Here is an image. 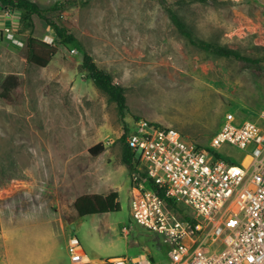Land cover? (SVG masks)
I'll list each match as a JSON object with an SVG mask.
<instances>
[{"label": "rangeland", "instance_id": "374dc122", "mask_svg": "<svg viewBox=\"0 0 264 264\" xmlns=\"http://www.w3.org/2000/svg\"><path fill=\"white\" fill-rule=\"evenodd\" d=\"M31 1L50 9L67 0ZM72 1L75 6L48 11L47 17L81 47L60 45L36 16L28 20L0 11L1 219L15 206L13 217L33 224L25 231L28 236H53L43 246H50L57 264H68L71 251L65 245L71 237L90 264L145 252L155 264H164L161 237L131 217V176L121 162L119 139L143 120L206 147L226 112L237 122L257 119L264 106V0ZM167 7L196 38L235 50L253 63L191 46L170 23ZM28 37L55 47L45 68L28 62ZM82 52L125 90L123 116L88 79ZM98 143L105 150L92 157L88 150ZM222 151L232 156V164L239 162V151ZM108 186L118 193V212L75 215L78 197L101 194ZM28 236L22 247L11 237L6 247L30 257L28 249L37 241Z\"/></svg>", "mask_w": 264, "mask_h": 264}, {"label": "built area", "instance_id": "2783aa9c", "mask_svg": "<svg viewBox=\"0 0 264 264\" xmlns=\"http://www.w3.org/2000/svg\"><path fill=\"white\" fill-rule=\"evenodd\" d=\"M125 142L134 166L131 217L161 237L164 264H264V106L255 120L226 112L206 147L143 120ZM225 147L239 151L237 164ZM68 246L74 264H90L75 237ZM99 264L155 263L145 252Z\"/></svg>", "mask_w": 264, "mask_h": 264}, {"label": "trees", "instance_id": "16d2710c", "mask_svg": "<svg viewBox=\"0 0 264 264\" xmlns=\"http://www.w3.org/2000/svg\"><path fill=\"white\" fill-rule=\"evenodd\" d=\"M75 5L76 2L67 0L64 2H56L50 9H43L36 2L31 0H0V11H12L14 13H19L23 16V18L28 20L31 19V17L36 16L54 32L60 45H74L81 47L79 41L73 34L69 33L64 27H61L52 19L47 17L48 11H63L67 7ZM165 10L168 14V19L176 32L191 46L216 57L234 58L248 63H253L251 60L240 56L235 50L217 46L213 43L196 38L192 28L175 12V10L171 7H167ZM26 48L28 62L40 68H45L56 53L55 47L32 37H28ZM81 67L87 73V77L90 79L94 88L105 94L108 101L116 105L118 114L123 116L125 110L127 109L125 90L121 86L115 84L112 77L103 69L99 68L93 58L86 52H82ZM149 124L155 127H161L157 124ZM128 132L129 131L127 130L121 136L119 141L122 143L121 162L124 166H126L129 174H131L134 170V166L132 164L133 155L125 142L126 134ZM104 150V145L102 143H98L91 147L88 150V153L92 157H98L104 152ZM73 207L79 217L118 212L120 210L118 193L113 191L107 195L84 194L73 202Z\"/></svg>", "mask_w": 264, "mask_h": 264}, {"label": "crops", "instance_id": "0c3cea01", "mask_svg": "<svg viewBox=\"0 0 264 264\" xmlns=\"http://www.w3.org/2000/svg\"><path fill=\"white\" fill-rule=\"evenodd\" d=\"M102 154H100V155H102ZM105 191L101 194L98 191H94V192L89 193V194L107 195L110 192H113L114 189L111 186H108ZM11 213H12V214H10L11 216H9L8 218H4V220L1 219L2 216H0V242H1L0 243V264H57L56 261L53 259L54 256L51 255L52 252L50 251L51 250L50 246L48 249L45 247V245L43 246V244L46 241H48V239L51 238L50 240H52L53 236H51L50 238H42V237L34 236V235L28 236V234H26L25 231H27V227H29L33 224L28 223L27 225H24L26 223L23 224L20 220L16 219V217H13V214L16 213V207L15 206L13 207ZM75 213H76V211H75ZM105 214H107V213H105ZM75 215H77V213ZM74 228L75 227H73V229ZM27 236L30 237V239H31L30 241H32V242L37 241L35 244L33 243L35 246L28 249L29 252H27V254L31 253L30 257H25L23 255H20L21 253L15 254L14 251H11L10 249H8L6 247V241H8L10 239V237H11L12 241L16 240V239H19L17 241L21 240L20 244L17 245V246H21L22 243L24 242L23 239L25 240V238H27ZM68 240H67L66 245H65L66 249L67 248L69 249ZM39 241L41 242L40 245L38 244ZM34 251L39 253V255H38L39 257H37V258L34 257V255H33V254H35ZM47 253H49V255ZM68 260H69L68 264H74L71 261V252H70ZM82 261L86 262V261H89V259L85 255L84 258H82Z\"/></svg>", "mask_w": 264, "mask_h": 264}]
</instances>
